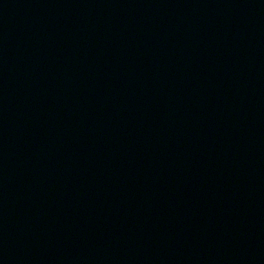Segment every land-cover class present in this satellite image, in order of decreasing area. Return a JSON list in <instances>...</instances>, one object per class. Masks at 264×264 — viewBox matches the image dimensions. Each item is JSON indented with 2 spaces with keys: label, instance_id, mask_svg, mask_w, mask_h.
Listing matches in <instances>:
<instances>
[{
  "label": "water",
  "instance_id": "1",
  "mask_svg": "<svg viewBox=\"0 0 264 264\" xmlns=\"http://www.w3.org/2000/svg\"><path fill=\"white\" fill-rule=\"evenodd\" d=\"M0 264H264V0H0Z\"/></svg>",
  "mask_w": 264,
  "mask_h": 264
}]
</instances>
